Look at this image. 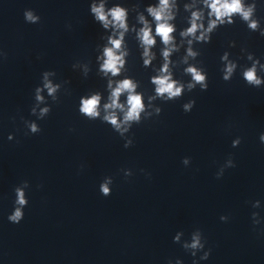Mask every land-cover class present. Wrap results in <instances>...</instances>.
I'll return each instance as SVG.
<instances>
[{"label": "clouds", "instance_id": "1", "mask_svg": "<svg viewBox=\"0 0 264 264\" xmlns=\"http://www.w3.org/2000/svg\"><path fill=\"white\" fill-rule=\"evenodd\" d=\"M142 0L125 6L123 2H114L109 7V0H90L89 13L103 30L99 39L103 43L96 45V75L106 81L105 92L95 90L82 95L79 99L78 111L90 121L100 120L106 123L124 140V148H130L134 144L132 136L128 135L134 125H139L153 117H159L163 111L156 103H167L179 100L185 92H192L197 87L203 92L209 87L208 73L203 66L201 49L197 45H207L212 42L213 35L221 27L231 26L239 18L247 25L250 32H258L264 37V26L257 17L258 0H154L141 8ZM182 5V7H181ZM264 7V3L260 4ZM134 15V22L130 23L129 17ZM25 23L39 24L41 17L33 9H25L23 12ZM180 19L185 27L178 30L177 19ZM70 27V26H69ZM177 33L178 37L177 38ZM132 35L142 61V67L150 68L153 74L149 77L153 86V92L145 96L141 91V81L131 75H127L128 57L131 50L127 38ZM159 44L158 53L155 49ZM229 48L236 47V41H229ZM177 59L173 56L181 53ZM241 52L246 54L250 65H239L237 60L231 57L229 51H224L220 56L222 67L220 72L225 82L232 80L237 69L245 83L252 88L264 87V63L241 47ZM7 53L0 50V59H6ZM183 66V67H182ZM182 67V75L188 76L187 81L175 78V72ZM73 70H79L84 78L92 71L91 61H77L72 64ZM57 73L54 70H46L41 74V82L34 89V103L30 114L37 120L45 119L52 111V105L60 102V93L70 91L64 88L69 81L56 82ZM45 93L47 95H45ZM49 98L51 103H49ZM196 104L195 99H190L182 104L184 113H190ZM13 119H15L13 117ZM27 131L25 135H35L42 132L36 120H28L20 117ZM14 135L9 134L8 140H13ZM241 137L232 141V147L241 144ZM261 144H264V132L259 136ZM182 164L188 167L191 164L190 157H184ZM81 165V170H83ZM236 167L231 154L216 172V179H221L228 168ZM124 177L133 175L129 168L122 169ZM144 172V169L140 170ZM150 176V173H146ZM114 183L112 176H105L99 185V191L104 197L112 193ZM42 187V185H38ZM30 188L29 181L24 180L14 188V209L9 214L11 223L19 224L24 218V209L29 201L26 190ZM253 208L260 207V201L251 202ZM222 222H227L229 217L222 215ZM253 226L259 225L261 219L258 212L252 213ZM183 231H178L173 237V242L180 244L185 252L194 259L192 264H199L200 260H207L211 255V248H206L207 241L203 232L196 228L191 232L189 239H182ZM199 254V256H198ZM198 256V259H195ZM167 264H183L177 258L174 262L169 259Z\"/></svg>", "mask_w": 264, "mask_h": 264}]
</instances>
